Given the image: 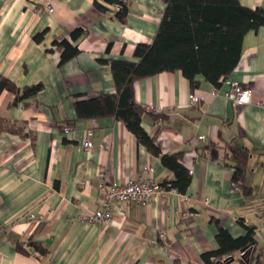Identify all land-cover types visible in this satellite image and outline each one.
<instances>
[{"label": "crops", "instance_id": "obj_1", "mask_svg": "<svg viewBox=\"0 0 264 264\" xmlns=\"http://www.w3.org/2000/svg\"><path fill=\"white\" fill-rule=\"evenodd\" d=\"M121 1L122 20L117 3L106 0H0V75L18 88L42 85L16 105L12 92L0 93V264H204L200 254L217 248L215 220L238 237L245 233L239 219L255 227V264L264 243V27L243 36L239 60L218 87L198 76L191 90L179 71L134 81V99L146 112L141 126L161 153L181 152L188 191L115 202L110 223L84 226L107 184L134 179L145 166L153 168L145 178L158 185L172 178L122 121L76 120V100L116 91L109 64L99 59L136 61L135 45L151 42L165 8L163 0ZM240 3L264 8V0ZM77 28L84 33L73 40ZM61 39L79 49L63 64L58 50L47 51ZM232 83L250 89L249 103L229 102ZM4 120L22 133L4 129ZM198 135L203 139L194 141ZM230 146L248 151V195L234 189L233 168L224 164ZM28 238L47 252H16L15 241ZM235 261L247 264L239 254L229 264Z\"/></svg>", "mask_w": 264, "mask_h": 264}, {"label": "trees", "instance_id": "obj_2", "mask_svg": "<svg viewBox=\"0 0 264 264\" xmlns=\"http://www.w3.org/2000/svg\"><path fill=\"white\" fill-rule=\"evenodd\" d=\"M120 5L116 15L122 20L125 3L121 0H106ZM165 8L157 30L149 44L138 43L134 48L136 61L123 59H99L108 63L115 84V93H102L89 99H79L74 103L76 120L112 117L122 121L151 154L159 157L161 164L172 173V178L159 186L165 191L186 194L191 175L182 162L181 152L161 153L155 144V137L149 136L141 126L146 115L143 107L134 99L133 83L137 79L152 76L163 71H179L189 82L190 89L199 86L198 76L218 87L235 68L242 47L243 36L249 31L264 27V8L254 9L241 5L240 0H163ZM84 33L77 28L70 33L76 40ZM44 32L34 36L41 40ZM60 53L59 64L74 57L79 49L66 39L54 41L52 48ZM42 89L40 83L18 88L8 78L0 75V93L8 90L13 93L11 105L35 96ZM160 117V116H159ZM157 119L156 116H153ZM161 118V117H160ZM4 129L21 134L22 129L14 122L5 121ZM248 151L229 147L227 160L233 168L231 181L242 189L244 195L251 191L244 185ZM217 248L200 254L204 264H229L235 254H241L247 264L257 245L255 227L242 219L238 222L245 233L233 237L229 231L215 220ZM15 251L26 256H38L47 252L40 242L28 238L24 243L15 241ZM32 250V251H31Z\"/></svg>", "mask_w": 264, "mask_h": 264}, {"label": "built area", "instance_id": "obj_3", "mask_svg": "<svg viewBox=\"0 0 264 264\" xmlns=\"http://www.w3.org/2000/svg\"><path fill=\"white\" fill-rule=\"evenodd\" d=\"M119 8L120 5L117 3L116 11ZM51 10V7H47V11L51 12ZM226 98L233 106L247 104L251 101V91L249 88L243 87L238 83H232L226 93ZM189 101L191 104H194L198 101V97L195 94H190ZM151 111L155 112L154 109ZM69 129V127L65 128V130ZM201 139H203V136L198 135L193 140L195 141ZM91 148L92 143L90 141H85L83 143L84 151H88ZM152 170V167L145 166L142 173L134 179H127L124 183L112 182L107 184L104 187L105 194L102 198L100 206L92 214L82 217L81 220L84 223V226L89 227L94 223H101L103 225L110 223L114 216L113 204L115 202L133 200L137 203L144 204L163 194L165 192L163 188L153 181L145 178V174ZM159 237L161 240H165L163 231L159 233Z\"/></svg>", "mask_w": 264, "mask_h": 264}, {"label": "rangeland", "instance_id": "obj_4", "mask_svg": "<svg viewBox=\"0 0 264 264\" xmlns=\"http://www.w3.org/2000/svg\"><path fill=\"white\" fill-rule=\"evenodd\" d=\"M237 188V189H236ZM234 189L235 190H238L239 189V187L238 186H234ZM262 234H264L263 232V230H261L260 231ZM261 247V248H260ZM241 255V254H240ZM255 256H257L256 258H257V261H256V263L255 264H264V243L263 244H260V246H258V249L256 250V255ZM235 263H239V262H237V261H235L234 262V264Z\"/></svg>", "mask_w": 264, "mask_h": 264}]
</instances>
